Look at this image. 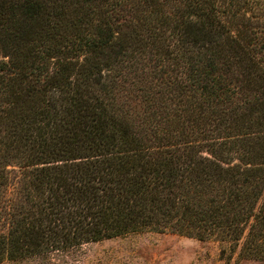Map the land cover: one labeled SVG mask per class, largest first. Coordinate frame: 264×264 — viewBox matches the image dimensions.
<instances>
[{"label": "trees", "instance_id": "trees-1", "mask_svg": "<svg viewBox=\"0 0 264 264\" xmlns=\"http://www.w3.org/2000/svg\"><path fill=\"white\" fill-rule=\"evenodd\" d=\"M137 233L264 262V0H0V264Z\"/></svg>", "mask_w": 264, "mask_h": 264}, {"label": "rangeland", "instance_id": "rangeland-1", "mask_svg": "<svg viewBox=\"0 0 264 264\" xmlns=\"http://www.w3.org/2000/svg\"><path fill=\"white\" fill-rule=\"evenodd\" d=\"M225 245L172 234L137 233L89 244L51 258L3 264H264L238 258Z\"/></svg>", "mask_w": 264, "mask_h": 264}]
</instances>
